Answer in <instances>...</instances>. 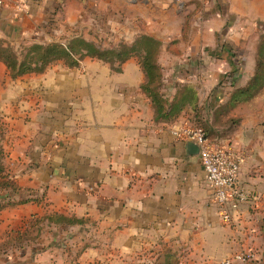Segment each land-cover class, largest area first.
Masks as SVG:
<instances>
[{"label": "crops", "instance_id": "crops-1", "mask_svg": "<svg viewBox=\"0 0 264 264\" xmlns=\"http://www.w3.org/2000/svg\"><path fill=\"white\" fill-rule=\"evenodd\" d=\"M258 22L264 0L0 4V45L18 53L36 41L83 38L113 49L141 35L159 39L163 92L172 100L195 88L198 113L216 126L212 140L244 156L239 180L252 196L234 225L222 220L198 146L172 132L193 113L157 120L137 58L117 70L87 56L17 78L0 60V150L17 183L0 199V264H219L247 246L256 258L235 264H264V93L220 112L254 73L239 43Z\"/></svg>", "mask_w": 264, "mask_h": 264}, {"label": "trees", "instance_id": "trees-1", "mask_svg": "<svg viewBox=\"0 0 264 264\" xmlns=\"http://www.w3.org/2000/svg\"><path fill=\"white\" fill-rule=\"evenodd\" d=\"M161 50L162 42L151 35H141L133 43H124L113 49H102L93 42L76 38L68 44L33 42L24 53L20 54L10 45H0V60L6 63L9 75L12 78H17L28 73L43 72L49 65L57 61H63L68 67L73 68L79 66L80 61L87 56L109 62L113 64L115 69L120 70L125 61L135 57L146 75L142 90L151 99L155 107L156 119L174 120L183 111L190 110L193 113V118L190 117V119L202 125L196 119L199 115L197 111L199 107L198 95L194 87L189 85L182 87L172 100H169L163 92L164 76L158 60ZM254 58L253 75L246 85L235 86L227 104L220 108L222 114L237 108L241 104L250 103L264 93V32L260 34ZM7 189L16 190L17 183L10 174H7L0 150V199L2 196L4 197L3 191ZM6 205L7 200L0 202V209ZM61 218L60 216L58 220ZM52 219V216H49V220ZM61 220L68 223L78 222L67 218Z\"/></svg>", "mask_w": 264, "mask_h": 264}, {"label": "built area", "instance_id": "built-area-1", "mask_svg": "<svg viewBox=\"0 0 264 264\" xmlns=\"http://www.w3.org/2000/svg\"><path fill=\"white\" fill-rule=\"evenodd\" d=\"M8 1L10 0H0V4ZM172 132L178 139L192 141L199 147V156L207 183L212 190V199L219 206L222 220L228 225H234L242 205L252 199L239 180L244 156L229 144L209 138L206 129L196 121L175 127ZM255 258V249L247 246L232 253L219 264L245 263Z\"/></svg>", "mask_w": 264, "mask_h": 264}, {"label": "rangeland", "instance_id": "rangeland-1", "mask_svg": "<svg viewBox=\"0 0 264 264\" xmlns=\"http://www.w3.org/2000/svg\"><path fill=\"white\" fill-rule=\"evenodd\" d=\"M129 1L133 2V1H136V0H129ZM185 9L186 8H184V6H182V4L179 5V10L182 13L184 12ZM225 9H227V8L225 7ZM191 23H192V21L190 20V18L188 16H187L186 19H184V21H181V28H182L183 35H184L183 39H186V32L190 28ZM227 24H228V22L226 23V25ZM243 25L244 26L245 25H249V23H243ZM255 26L256 27H251L250 29H248V31L250 33H248L246 36L242 37L241 40H240V43H239L240 47L244 46V48H245L244 49V56L247 55V56L251 57L252 60L255 59L254 58V54H255L254 52L256 51V48L258 46L260 34L264 32V24L263 23L258 22V23H256ZM36 42H38V41H36ZM178 42H179V40L172 39L170 44H169V46L173 47V46L177 45ZM40 43H43V42H40ZM122 44H124V43L123 42H118L116 45L119 47ZM236 45L238 46V44H236ZM19 50H21V49H19ZM20 53L21 52H19L18 54H20ZM238 53H239V49H236V54H238ZM238 55H241V54H238ZM159 57H160V55H159ZM158 60H159V58H158ZM237 60H239V59H237ZM191 118H193V116ZM196 119L201 122V124L204 126V128H206L209 138H211V139L215 138L214 135L216 134V130H215L216 126L212 122L213 118L208 117L205 114V112H201L198 115V117H196ZM191 121H195V120H191ZM219 123H220V120H217L216 124H219Z\"/></svg>", "mask_w": 264, "mask_h": 264}, {"label": "water", "instance_id": "water-1", "mask_svg": "<svg viewBox=\"0 0 264 264\" xmlns=\"http://www.w3.org/2000/svg\"><path fill=\"white\" fill-rule=\"evenodd\" d=\"M198 150H199V147H198Z\"/></svg>", "mask_w": 264, "mask_h": 264}]
</instances>
